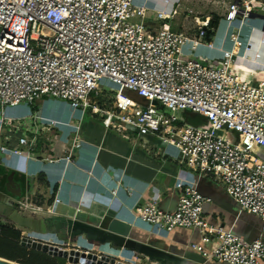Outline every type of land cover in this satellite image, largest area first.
I'll list each match as a JSON object with an SVG mask.
<instances>
[{
	"label": "built area",
	"instance_id": "1",
	"mask_svg": "<svg viewBox=\"0 0 264 264\" xmlns=\"http://www.w3.org/2000/svg\"><path fill=\"white\" fill-rule=\"evenodd\" d=\"M133 2L0 0V109L32 106L46 97L96 116L105 129L124 138L152 136L163 148L174 149L180 164L208 175L241 212L254 215L264 225V81L238 76L237 60L247 61L246 49L240 53L237 36L231 34L232 49L221 51L218 59L207 63L183 59L181 47L186 42L192 49L198 45L212 48L202 42L208 21H197L192 35L182 34L169 28L168 15L156 12L158 27L149 31L143 22L145 9ZM250 13L264 15V8L256 0H233L223 20L227 27L243 24ZM250 62L258 64L255 59ZM100 86L110 93L114 90L111 101L97 102L105 92ZM184 112L199 115L203 123L188 125L180 117ZM24 121L46 129L60 124L34 110L27 119H13L17 131L2 133L0 154L30 158L37 149L40 125L18 130ZM6 122L1 117L0 127ZM71 129L74 136L60 159L65 162H72L80 141L79 127ZM115 193L111 191L112 196ZM207 202L191 184L182 188L174 212H163L154 197L134 207L133 213L158 234L174 228L197 230L200 243H211V249L205 251L197 244L191 248L207 259L225 264L264 263L261 238L246 242L206 224L202 207ZM59 203L54 197L42 206L24 197L17 210L22 215L53 216ZM51 235L56 242L36 240L27 233L21 239L60 250L76 249Z\"/></svg>",
	"mask_w": 264,
	"mask_h": 264
},
{
	"label": "crops",
	"instance_id": "2",
	"mask_svg": "<svg viewBox=\"0 0 264 264\" xmlns=\"http://www.w3.org/2000/svg\"><path fill=\"white\" fill-rule=\"evenodd\" d=\"M208 1L210 5H206L204 13H211L215 3V0ZM133 4L145 9L143 22L149 31H155L158 27V22L154 20L156 12L169 16L166 22L174 32L192 35L196 27L186 23L190 15L180 17L178 13L183 9L189 14L198 10L199 5L191 0H134ZM199 10H202V6ZM194 19V22L209 20L207 16ZM231 34L237 36L240 53L246 49L247 61L237 60L238 76L247 81H264V23L260 20L248 19L243 24L234 22L227 27L220 17L212 36L207 38V42L205 38L202 40L204 44H211L212 48L198 45L192 49V44L186 42L181 47L182 58L201 63L216 60L221 56V51L232 49ZM256 54L258 58H254ZM254 59L258 64L250 62ZM32 110L40 117L60 124L46 129L37 122L28 125L24 121V124L17 126L18 130H29L39 124L38 146L30 158L0 154V203H8L19 193L17 202L27 197L42 206L57 197L60 200L58 212L53 216L20 214L23 217L21 227L12 224L16 221L12 212L0 204V222L19 232L55 234L64 240L70 237L64 225L65 219L76 218L101 231L114 224L116 231L127 233L132 240L179 257L182 259L180 264H225L207 259L191 248V245L197 244L205 251L211 249V243H200L197 230L174 228L167 234H158L134 216V207L154 197H157L159 209L166 213L174 212L182 188L194 184L198 193L208 199L202 207V219L207 225L230 231L246 242L257 238L264 242V225L259 219L241 212L224 189L208 175H200L198 171L180 164L174 149L163 148L152 136L124 138L122 134L105 129L96 116L73 110L64 101L43 97L32 106L20 104L0 109V118L7 121L6 125L0 127V142L3 132L17 131L13 119H27ZM197 121L203 123L200 118ZM71 126L79 127L80 141L73 151L72 162H65L60 159L69 149L67 142L70 136H74ZM45 158L60 161L48 163L44 162ZM111 191H116L114 196ZM101 238L91 235L90 241ZM104 241L95 247L84 236H79L73 246L93 253L102 250L109 257L116 252L117 260L124 258L122 253H128V257L134 259L130 251H113L114 248L121 249L117 244ZM134 261L146 263L139 257Z\"/></svg>",
	"mask_w": 264,
	"mask_h": 264
},
{
	"label": "water",
	"instance_id": "3",
	"mask_svg": "<svg viewBox=\"0 0 264 264\" xmlns=\"http://www.w3.org/2000/svg\"><path fill=\"white\" fill-rule=\"evenodd\" d=\"M249 19L260 20L264 23V15H260L257 13H250ZM204 40L206 41L207 38L205 37ZM198 118L202 119L199 115H196L195 121L190 120L186 123L190 126H196L199 124L197 121ZM19 197L20 193L18 196L13 197V199H10L8 203L0 204L4 207L7 206V209L12 212V216L15 217V219L13 220H16L12 224H16L22 227L20 221L23 220V217L17 210L18 202L16 201L17 199H19ZM64 222L65 228L69 230L70 237L68 239L63 240L70 244L74 243L77 237L84 236L85 239L88 240V243H92L95 247H98L103 244L105 242L104 240H107V243L117 244V246L121 250H119L118 248L112 249L111 246L110 248L113 251L117 252L123 250L130 251L134 255V258L139 257V259H141L142 261L145 260V264H180L182 261V259H180L179 257L164 252L161 249L151 246L150 244H145L132 240L128 237L127 233L116 231L114 224L109 225L106 231H101L97 227L89 225L76 218L65 219ZM91 235H97L98 237L103 238L90 241ZM20 245L31 250L42 252L51 257H58L64 259L69 264H123L121 262H117L114 257H109L107 255H104L103 253L97 256L93 252L81 251L77 249L60 250L56 247L41 244L30 239H21ZM0 264L17 263L0 258Z\"/></svg>",
	"mask_w": 264,
	"mask_h": 264
},
{
	"label": "trees",
	"instance_id": "4",
	"mask_svg": "<svg viewBox=\"0 0 264 264\" xmlns=\"http://www.w3.org/2000/svg\"><path fill=\"white\" fill-rule=\"evenodd\" d=\"M257 11V10H256ZM220 18L213 15L208 20V28L206 30V38L212 36L213 29L217 26ZM204 37V38H205ZM127 96L136 101H140L133 94L124 92ZM181 118L183 113L180 114ZM37 204L36 202H34ZM47 204H50L49 202ZM20 233L14 227L7 224H0V258L17 264H66L64 259L51 257L39 251L27 249L20 245Z\"/></svg>",
	"mask_w": 264,
	"mask_h": 264
},
{
	"label": "rangeland",
	"instance_id": "5",
	"mask_svg": "<svg viewBox=\"0 0 264 264\" xmlns=\"http://www.w3.org/2000/svg\"><path fill=\"white\" fill-rule=\"evenodd\" d=\"M191 1L193 3H196L197 6L199 5L198 10L191 11L190 14H189V13L185 12L184 9H183V10H180L178 13H179V16L180 17H183L184 15H190L189 16V19L187 20L186 23L190 27L191 26L193 27V26H196V23H197V22H194V20H195L194 18H200L202 16H205V17L207 16V18L210 19L213 15H217L219 18L220 17L224 18V15L225 14H223V13L226 12L228 5L233 0H215V3H213V9H212V11H210L211 13H204L203 12V9H205L206 5L207 4L210 5V2L208 0H201L200 2H197V0H191ZM256 1H258L261 4L262 8H264V0H256ZM200 6H202V10L201 11L199 10ZM99 89H101V86H100ZM102 89L105 92H103L101 99H98L97 98L98 99L97 102L101 103L103 100L105 102H108L109 100L111 101L112 100V97L114 95V90H112L113 92L110 93L106 88H102ZM141 102H143V101H141ZM86 113H88V112H86ZM183 117H184L183 118V122H187V121H190V120L191 121L192 120L195 121L196 114H193V113H190V112H184L183 113ZM131 137H134V136H131ZM0 224H4V223L3 222H0ZM19 233H20V237H19V242H20L21 241V238L24 237V234H26V232L24 233V232H21L20 231ZM81 244H83V243H81ZM83 245H85V244H83ZM70 248H74L73 243L70 244ZM76 249L77 250H80L81 248H76ZM98 250L99 249H97V251ZM81 251H85V250L81 249ZM112 255H113V257L115 258V260L117 262H121L123 264H144V263H140V262H135L134 259H136V258H134V259L133 258H129L128 256H125L124 253H122V257H124V258H122L121 260H117L116 259V257H118V253L112 252Z\"/></svg>",
	"mask_w": 264,
	"mask_h": 264
},
{
	"label": "bare ground",
	"instance_id": "6",
	"mask_svg": "<svg viewBox=\"0 0 264 264\" xmlns=\"http://www.w3.org/2000/svg\"><path fill=\"white\" fill-rule=\"evenodd\" d=\"M224 34V33H223ZM200 47V46H199ZM202 48V47H200ZM184 49V48H183ZM210 49V48H209ZM213 50V49H212ZM219 50V49H218ZM242 50V49H241ZM198 51L200 52L201 49ZM198 54V52H197ZM200 54V53H199ZM29 233V232H28ZM30 237H32L33 239H36V240H40V241H44V242H56V239L54 238L53 235L47 233V234H43V235H40L39 233L38 234H35V233H30ZM125 256H129L128 253L125 254Z\"/></svg>",
	"mask_w": 264,
	"mask_h": 264
},
{
	"label": "flooded vegetation",
	"instance_id": "7",
	"mask_svg": "<svg viewBox=\"0 0 264 264\" xmlns=\"http://www.w3.org/2000/svg\"><path fill=\"white\" fill-rule=\"evenodd\" d=\"M2 217V216H1Z\"/></svg>",
	"mask_w": 264,
	"mask_h": 264
}]
</instances>
